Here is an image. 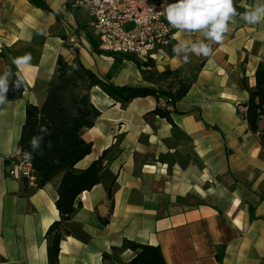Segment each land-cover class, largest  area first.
<instances>
[{"label":"crops","instance_id":"0c3cea01","mask_svg":"<svg viewBox=\"0 0 264 264\" xmlns=\"http://www.w3.org/2000/svg\"><path fill=\"white\" fill-rule=\"evenodd\" d=\"M42 1L50 12L28 0H0V74L8 62L23 82L21 95L0 105V264H48L45 236L59 220L60 176L31 189L7 173L25 108L42 105L59 56L116 86L177 88L144 81L126 69L131 62L116 65L118 54L94 52L98 31L85 12L71 13L76 0ZM260 3L235 0L240 15L225 39L187 63L173 47L203 35L173 29L171 45L153 62L154 71L176 72L189 88L166 105L170 121L154 113L155 97L121 104L97 87L88 92L99 116L82 131L91 152L75 169L102 159V172L62 223L56 264H128L135 253L122 249L125 241L158 247L165 264H264V116L253 132L242 111L264 66V22L242 16Z\"/></svg>","mask_w":264,"mask_h":264},{"label":"trees","instance_id":"16d2710c","mask_svg":"<svg viewBox=\"0 0 264 264\" xmlns=\"http://www.w3.org/2000/svg\"><path fill=\"white\" fill-rule=\"evenodd\" d=\"M28 1L35 7L50 12L44 1ZM93 50L100 53L95 46ZM128 57L126 56L127 59ZM135 64L144 78L147 73L145 70L150 69L153 62L150 60L142 62L135 59ZM6 66L16 78L8 62ZM156 74L162 79L177 75L176 72L171 71ZM95 87L111 100L121 104L149 96L155 97L157 101L161 96L178 101L186 95L189 89L187 85L180 83L175 91L171 88L162 90L150 87L116 86L98 77L79 62L69 64L62 57L57 58L56 73L48 84L42 105L40 107L27 105L25 108V121L18 141L19 150L29 156L39 187L60 176L55 201L59 220L49 226L45 236L48 264L57 263L59 242L62 236L61 226L63 222L70 220L79 209L80 204H75L77 197L97 185L102 172V159L83 171L75 169V165L91 152V144L86 143L81 134L82 131L92 128L99 116V111L92 105L88 95V92ZM22 91L23 84L19 90L9 91L8 100L17 99ZM244 106L249 129L257 132L258 122L264 116V66L262 65L256 69L255 86L253 89H248V101ZM154 113L170 121L168 111L157 107ZM34 136H43L40 149L35 152L29 143ZM260 143L264 147V131L261 132ZM107 197L112 202L111 189L108 190ZM106 222V219L103 220V223ZM122 249H129L135 253L128 264H165L158 247L125 241ZM104 258L106 259L107 256L105 255Z\"/></svg>","mask_w":264,"mask_h":264},{"label":"built area","instance_id":"2783aa9c","mask_svg":"<svg viewBox=\"0 0 264 264\" xmlns=\"http://www.w3.org/2000/svg\"><path fill=\"white\" fill-rule=\"evenodd\" d=\"M175 0H76L72 12L82 10L91 19L99 36L98 50L103 53L133 56L137 60L158 62L173 41V29L163 14L165 3ZM73 43V38H69ZM169 98L159 99L165 109ZM243 114L246 107H242ZM8 177L22 180L28 188H39L29 156L20 150L10 159Z\"/></svg>","mask_w":264,"mask_h":264},{"label":"clouds","instance_id":"9594fccd","mask_svg":"<svg viewBox=\"0 0 264 264\" xmlns=\"http://www.w3.org/2000/svg\"><path fill=\"white\" fill-rule=\"evenodd\" d=\"M163 14L172 28L188 34L203 35V39L199 41L181 42L173 47V53L182 56L186 63L193 54L204 57L211 55L212 44H218L225 39L230 23L240 15L235 0H175L173 3H165ZM242 18L249 24L264 22V3L243 13ZM24 60L27 62V57ZM13 63L19 64V59ZM22 83L18 77H13L10 69L0 74V105L8 102L9 91L19 90ZM42 141L43 136L32 137L29 143L34 152L40 149Z\"/></svg>","mask_w":264,"mask_h":264},{"label":"rangeland","instance_id":"374dc122","mask_svg":"<svg viewBox=\"0 0 264 264\" xmlns=\"http://www.w3.org/2000/svg\"><path fill=\"white\" fill-rule=\"evenodd\" d=\"M115 57H117L114 61H115V64H121L123 61H128V62H131V66L130 67H126V69L129 71V72H133L134 74L136 73H140V71L138 70L136 64H135V59L132 58V57H128V59L126 57H120L119 55H114ZM137 62V61H136ZM152 67L150 69H146L145 72H147L143 78L142 76V79L144 81H149V82H152L153 84L155 85H160V83L162 82V84H167L169 85L170 87L171 86H174V85H179V81L177 79V76L176 77H168V78H161L159 75H157L156 71H154V68H155V64L153 63L151 65ZM131 69V70H130ZM151 72H155V73H151ZM133 75V74H132ZM141 75V73H140ZM143 75V74H142ZM134 77H132L133 79ZM166 79V80H165ZM168 79V81H167ZM177 87V86H175ZM166 89V87H165ZM172 89V88H171Z\"/></svg>","mask_w":264,"mask_h":264}]
</instances>
